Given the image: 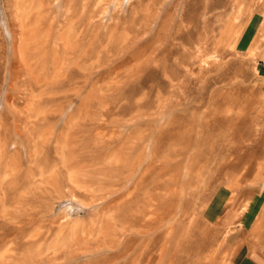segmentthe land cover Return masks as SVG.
<instances>
[{"label":"rangeland","instance_id":"rangeland-1","mask_svg":"<svg viewBox=\"0 0 264 264\" xmlns=\"http://www.w3.org/2000/svg\"><path fill=\"white\" fill-rule=\"evenodd\" d=\"M248 257L264 0H0V264Z\"/></svg>","mask_w":264,"mask_h":264},{"label":"crops","instance_id":"crops-1","mask_svg":"<svg viewBox=\"0 0 264 264\" xmlns=\"http://www.w3.org/2000/svg\"><path fill=\"white\" fill-rule=\"evenodd\" d=\"M259 260L254 257H248L245 260L244 258H242V261L239 264H264V262H261Z\"/></svg>","mask_w":264,"mask_h":264},{"label":"bare ground","instance_id":"bare-ground-1","mask_svg":"<svg viewBox=\"0 0 264 264\" xmlns=\"http://www.w3.org/2000/svg\"><path fill=\"white\" fill-rule=\"evenodd\" d=\"M76 225V224H75Z\"/></svg>","mask_w":264,"mask_h":264}]
</instances>
